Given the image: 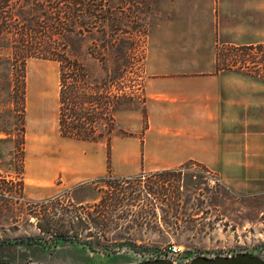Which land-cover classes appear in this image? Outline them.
Here are the masks:
<instances>
[{"label":"rangeland","instance_id":"1","mask_svg":"<svg viewBox=\"0 0 264 264\" xmlns=\"http://www.w3.org/2000/svg\"><path fill=\"white\" fill-rule=\"evenodd\" d=\"M125 2L126 10L138 16V25L141 24L143 28H139V33L131 28L134 42L128 71L116 84L114 80L108 83L107 88L108 92H115L120 87L121 92L130 96L123 103L127 108L120 111H140L142 97L138 84L141 83L144 43L149 28L160 18L174 19L191 0ZM201 3L200 8L209 10L210 0H202ZM169 33V37H176L175 31ZM136 34H140V37L136 38ZM217 52L219 68L236 64L243 66L246 72L264 74V43L242 49L219 48ZM4 56L5 52L1 55L2 59ZM1 57L0 259L13 264H131L160 257L167 244L178 246L180 253L174 258L177 263H183L196 255H231L237 252L264 257V185L253 188L240 183L228 184L195 162L180 165L178 170L161 179L168 187L163 192L157 190L158 181L147 177V172L127 176L111 173L109 149L107 152L104 140L82 142L58 135V65L54 61L28 58L24 63V155L19 177L15 165V116L18 105L16 97L7 89L9 62L1 60ZM100 73L96 72L92 76L97 83L103 76ZM141 122L142 128L143 119ZM129 129L132 130L133 126L130 125ZM129 129L123 130L116 123L113 133L125 137ZM88 146L100 152L104 174L88 179L87 187L72 191L77 182H83L82 178L74 173L66 175L65 168L59 164L68 161L83 163ZM37 161L42 162L48 176L54 173L48 182L35 183L32 180L31 170ZM52 164L58 165L56 171L52 169ZM140 174H143L142 177L138 176ZM2 176H7L9 183L5 184L1 180ZM141 186H148L151 191L145 192ZM137 189H142L140 195L145 198L130 207V215L126 219L114 217L121 214L118 210L122 211V207H114L112 211V221L119 226L105 230L106 233L102 234L104 238L99 241L106 247L114 248L108 253L97 248L91 251L69 242L51 244L45 239L48 236L36 227L37 220L32 214L34 207L29 206L33 202L58 196L62 207L80 213L90 212L94 216V211L103 202L107 204L106 210L109 212L112 208L109 206L115 198L129 192L135 196ZM95 204H98L97 208ZM36 207V212L41 213L43 207ZM131 221L135 225H131ZM96 232H101V229L91 225L78 231L77 236L101 237Z\"/></svg>","mask_w":264,"mask_h":264},{"label":"crops","instance_id":"2","mask_svg":"<svg viewBox=\"0 0 264 264\" xmlns=\"http://www.w3.org/2000/svg\"><path fill=\"white\" fill-rule=\"evenodd\" d=\"M201 1L191 0L174 19L160 18L149 28L143 110L116 112L119 128L133 129L125 137L110 136L111 173L127 176L195 162L225 183L263 187L264 74L236 64L219 68L215 56L219 48L264 43V0H210L209 10L200 8ZM95 149L88 148L83 163L59 165L81 181L99 177L104 170ZM53 176L41 161L31 170L35 183Z\"/></svg>","mask_w":264,"mask_h":264},{"label":"trees","instance_id":"3","mask_svg":"<svg viewBox=\"0 0 264 264\" xmlns=\"http://www.w3.org/2000/svg\"><path fill=\"white\" fill-rule=\"evenodd\" d=\"M138 24V16L126 10L125 0H0V57L5 52L3 59L9 62L7 89L16 97L18 105L15 116V165L19 177L24 155L25 60L38 58L54 61L58 65V135L86 142L104 140L108 152L109 138L116 129L115 114L122 108H127L123 103L130 96L121 92L120 87L115 92H108L107 84L113 80L116 84L128 71L134 42L131 28H135L139 33V28L143 26ZM138 36L140 37V34H136V38ZM4 46H7V49ZM217 55L218 52L215 56L216 62ZM143 57L141 83L138 84L141 91ZM3 59L1 57V60ZM99 71L103 76L98 80L100 83H97L96 78L92 76ZM142 102L141 98V105ZM179 167L150 171L146 176L155 178L159 184L157 190L163 192L168 187L161 179ZM6 177L2 176L1 179L5 184L9 183ZM88 185L87 180L80 182L72 191ZM143 187L145 192L151 191L148 186ZM142 189H137L135 196L132 192L120 194L109 206L112 207L109 212L106 210L107 204L103 202L102 206L94 211V216L90 212L80 213L62 207L58 196L33 202L29 206L34 207L32 214L37 220L36 227L48 236L45 239L51 244L69 242L91 251L97 248L108 253L114 248L106 247L99 241L104 238L102 234L106 233L105 230L119 226L112 221L114 207L123 208L122 211L118 210L121 214L114 217L126 219L130 215V207L145 198L140 195ZM7 191L6 189L5 192ZM46 203L52 204L45 205ZM97 205L95 204L96 208ZM36 206L43 207L41 213L36 212ZM91 225L101 229V232H96L101 234V237L77 236L78 231ZM131 225L135 223L131 221Z\"/></svg>","mask_w":264,"mask_h":264},{"label":"water","instance_id":"4","mask_svg":"<svg viewBox=\"0 0 264 264\" xmlns=\"http://www.w3.org/2000/svg\"><path fill=\"white\" fill-rule=\"evenodd\" d=\"M0 264L13 263L0 259ZM131 264H264V257L247 252H237L231 255H196L183 263H177L174 259L169 257H158L140 260Z\"/></svg>","mask_w":264,"mask_h":264},{"label":"built area","instance_id":"5","mask_svg":"<svg viewBox=\"0 0 264 264\" xmlns=\"http://www.w3.org/2000/svg\"><path fill=\"white\" fill-rule=\"evenodd\" d=\"M162 251L163 253L159 255L160 257H169L172 259L178 256L180 253L178 246L174 244H167Z\"/></svg>","mask_w":264,"mask_h":264}]
</instances>
